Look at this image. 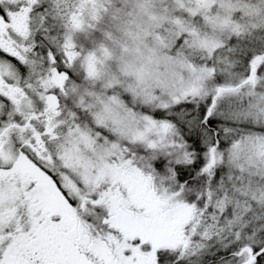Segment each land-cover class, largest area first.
Returning a JSON list of instances; mask_svg holds the SVG:
<instances>
[{"label": "snow or ice", "instance_id": "6c2138e0", "mask_svg": "<svg viewBox=\"0 0 264 264\" xmlns=\"http://www.w3.org/2000/svg\"><path fill=\"white\" fill-rule=\"evenodd\" d=\"M0 264H264V0H0Z\"/></svg>", "mask_w": 264, "mask_h": 264}]
</instances>
